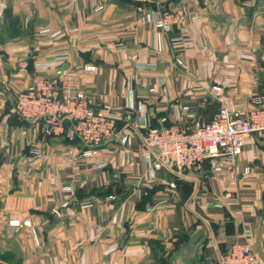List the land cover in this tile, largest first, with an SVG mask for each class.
Segmentation results:
<instances>
[{
  "label": "crops",
  "instance_id": "0c3cea01",
  "mask_svg": "<svg viewBox=\"0 0 264 264\" xmlns=\"http://www.w3.org/2000/svg\"><path fill=\"white\" fill-rule=\"evenodd\" d=\"M1 2L0 241L16 259L0 264H223L235 245L264 260V135L245 146L237 176L213 173L209 161L155 170L145 145L148 127L207 124L222 106L250 111L263 100L264 0H155L153 14L185 17L162 52L132 0ZM61 53L92 106L103 99L121 114L126 143L118 137L84 157L79 142L46 138L16 116L17 95L53 72L37 61ZM216 86L224 105L209 95ZM31 145L49 159L34 158ZM21 239L30 244L22 256Z\"/></svg>",
  "mask_w": 264,
  "mask_h": 264
},
{
  "label": "built area",
  "instance_id": "2783aa9c",
  "mask_svg": "<svg viewBox=\"0 0 264 264\" xmlns=\"http://www.w3.org/2000/svg\"><path fill=\"white\" fill-rule=\"evenodd\" d=\"M132 1L138 4L137 10L142 15V22L153 24L158 50L162 52L164 37L172 31L174 25L184 23L183 13L165 11L155 15L147 9V5L155 0ZM1 3L0 0V7ZM47 32L49 30L42 31V34ZM68 62L67 53L57 54L51 61L39 59L36 63L38 70L53 72L51 75H38L17 95L15 114L20 120L38 123L45 137H67L70 142L79 141L84 148V157L93 156L101 145L115 138L120 137L122 143H126L130 131L118 130L121 114L103 99L97 101L96 106H92L77 75L67 67ZM176 63L186 68L181 57L176 59ZM95 70L93 66L84 68L86 73ZM222 94L223 89L219 86L209 90V95L224 105ZM206 102H200V107H205ZM176 104L181 105L180 100H176ZM254 105L256 108L250 111H232L222 106L215 119L207 124L195 122L193 126L187 127H148L145 145L155 152L154 158L149 156L154 169L169 168L178 172L199 170L209 161L213 173L228 172L237 176L236 165L245 146L256 135H264V98L255 100ZM132 110L133 108L125 117L130 123L134 119ZM182 111L186 120L195 118L190 107L182 106ZM30 147L34 158L42 161L49 159V155L40 147ZM101 167L106 165L101 164ZM65 190L72 192L71 187ZM12 225L30 227L28 221L23 224L15 221ZM223 264H264V260L250 246L235 245L223 258Z\"/></svg>",
  "mask_w": 264,
  "mask_h": 264
},
{
  "label": "rangeland",
  "instance_id": "374dc122",
  "mask_svg": "<svg viewBox=\"0 0 264 264\" xmlns=\"http://www.w3.org/2000/svg\"><path fill=\"white\" fill-rule=\"evenodd\" d=\"M8 235H9V237H13L14 236L13 233H9ZM19 243H20V246H19ZM6 245H7V240L0 241V261H2V258L5 259V260H8V261L15 260L16 259L15 256H9L8 254H3L6 251L5 250V248L7 247ZM29 245L30 244H29L28 239H26L24 242L22 241V239L18 240V248H17V250H18V253H19L20 256H22L21 250L27 252V250L29 249Z\"/></svg>",
  "mask_w": 264,
  "mask_h": 264
},
{
  "label": "trees",
  "instance_id": "16d2710c",
  "mask_svg": "<svg viewBox=\"0 0 264 264\" xmlns=\"http://www.w3.org/2000/svg\"><path fill=\"white\" fill-rule=\"evenodd\" d=\"M17 116V115H16ZM18 117V116H17ZM19 118V117H18ZM23 121V120H22ZM24 122H26V121H24ZM120 122V121H119ZM118 122V123H119ZM27 123V122H26ZM70 125V124H69ZM44 136V135H43ZM45 137V136H44ZM46 138H51V137H46ZM63 140L66 142V143H68V144H74V143H76V142H79V141H76V142H70L68 139H67V137H63ZM80 143V142H79Z\"/></svg>",
  "mask_w": 264,
  "mask_h": 264
}]
</instances>
